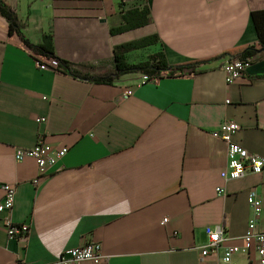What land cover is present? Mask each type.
<instances>
[{
    "label": "crops",
    "instance_id": "0c3cea01",
    "mask_svg": "<svg viewBox=\"0 0 264 264\" xmlns=\"http://www.w3.org/2000/svg\"><path fill=\"white\" fill-rule=\"evenodd\" d=\"M4 1L25 28L12 34L0 14V203L7 183L17 187L11 215L0 212V264H57L86 241L102 245L100 264H223L230 247L238 264H260L244 238L249 193L264 200V172L223 179L228 143L213 133L234 122V142L264 157V53L232 85L222 58L259 43L252 13L264 0H146L149 26L120 35L122 0ZM46 36L56 58L88 76L113 72L115 49L148 36L159 44L128 53L130 64L160 51L172 66L219 59L123 99L139 74L104 85L38 69L28 42ZM40 141L69 153L36 185L37 164L18 162L15 150ZM8 218L30 225L26 243L9 237ZM220 226L227 241L204 257L207 228Z\"/></svg>",
    "mask_w": 264,
    "mask_h": 264
},
{
    "label": "built area",
    "instance_id": "2783aa9c",
    "mask_svg": "<svg viewBox=\"0 0 264 264\" xmlns=\"http://www.w3.org/2000/svg\"><path fill=\"white\" fill-rule=\"evenodd\" d=\"M136 0H122V4L126 8L135 6ZM32 55L35 58L36 66L42 71H54L58 72L61 69V61L58 58H48L47 56L35 53L32 49ZM254 59L240 60L229 59L223 66V72L226 76V82L232 85L242 79L248 68L253 65ZM169 73H163L160 76H151L148 74H139V78L136 86L126 89L123 94V99L131 98L136 87L144 86L145 84H159L162 78L169 77ZM47 118H39L38 123H46ZM240 126L234 122L225 123L221 129L213 133V137L223 140L228 143V165L222 172V178L225 180H239L246 177L248 174H262L264 172V157L255 156L238 143L234 142V136L240 130ZM69 153L68 147H55L47 143L46 141H40L36 147L32 149L15 150V158L18 162H23L26 159H32L35 161L39 168V177L36 179L35 184L39 185L42 180L49 174V172L55 168ZM5 199L0 203V212L9 214L14 210L17 187L15 185L4 186ZM223 190H218L220 195L223 194ZM248 202L252 216L249 222L248 231L245 236L246 242L254 243L256 245L257 252L260 256V264H264V232L258 230L259 222L262 218L264 211V200L258 193L257 189H253L249 193ZM168 222V219L164 220V224ZM6 232L13 240L26 243L30 237V225L29 224H17L10 220L6 221ZM208 235V242L203 247V256L207 257L216 253L221 245L227 241L226 230L224 227H209L206 230ZM236 249L233 247L227 248L223 254V264H238L234 260V254ZM107 257L103 254L102 245L94 241H86L81 246L71 249L64 253L61 260L57 261V264H82L84 262H91L93 264H100L102 260Z\"/></svg>",
    "mask_w": 264,
    "mask_h": 264
},
{
    "label": "trees",
    "instance_id": "16d2710c",
    "mask_svg": "<svg viewBox=\"0 0 264 264\" xmlns=\"http://www.w3.org/2000/svg\"><path fill=\"white\" fill-rule=\"evenodd\" d=\"M124 6V4H122ZM125 7V6H124ZM126 8V7H125ZM124 13L125 24L113 30L114 34H125L134 30L142 29L149 26L152 21L150 18L151 11L146 0H136L135 6L126 8ZM0 14L9 22L10 32L22 33L25 26L20 22L18 15L11 9V7L4 1L0 0ZM252 21L255 26L259 43L253 46H242L229 51L222 56H229L231 60L240 59L248 60L254 59L264 53V11H257L252 13ZM28 41V40H27ZM158 36H148L138 39L115 49V63L116 69L111 73H105L97 76L81 75L72 70L66 62L61 61V68L76 77L90 80L94 83L104 85H114L116 81L121 80L124 76L129 74H148L151 76H160L163 73H169L170 76H183L186 74H195L200 66L210 63L214 59H206L195 61L192 63L172 66L169 64L165 51L149 56L148 60L139 64H130L128 61V53H134L139 50H144L159 44ZM29 46L35 51L48 58H56L53 40L50 36H46L43 43L37 46Z\"/></svg>",
    "mask_w": 264,
    "mask_h": 264
},
{
    "label": "rangeland",
    "instance_id": "374dc122",
    "mask_svg": "<svg viewBox=\"0 0 264 264\" xmlns=\"http://www.w3.org/2000/svg\"><path fill=\"white\" fill-rule=\"evenodd\" d=\"M136 35H139V32H137Z\"/></svg>",
    "mask_w": 264,
    "mask_h": 264
}]
</instances>
